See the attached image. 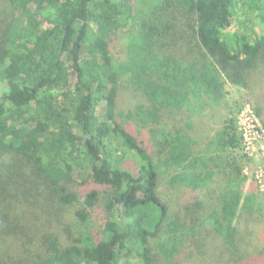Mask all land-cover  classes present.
Instances as JSON below:
<instances>
[{
  "label": "trees",
  "instance_id": "16d2710c",
  "mask_svg": "<svg viewBox=\"0 0 264 264\" xmlns=\"http://www.w3.org/2000/svg\"><path fill=\"white\" fill-rule=\"evenodd\" d=\"M226 82L264 127V0H0V264H264Z\"/></svg>",
  "mask_w": 264,
  "mask_h": 264
},
{
  "label": "rangeland",
  "instance_id": "374dc122",
  "mask_svg": "<svg viewBox=\"0 0 264 264\" xmlns=\"http://www.w3.org/2000/svg\"><path fill=\"white\" fill-rule=\"evenodd\" d=\"M125 42L126 37L122 32L119 38L115 41V50L119 58H125ZM225 90L226 97L221 105H228V108L232 109V111L235 112V117L237 119L238 128L241 134L243 135V133L247 131V128L248 130H250V133L256 134L258 136L256 140H253L250 144L246 145V149L244 146V150L235 151L233 153V155H236L238 160L241 161V164L243 165V174L247 177V182L244 186V190L248 192L251 186H254L264 194V132L260 130L259 127H256L257 125L254 121L252 112V110H254L253 98L250 97L248 91L245 88L231 84L230 82H226ZM226 107H220V109L226 110ZM213 108V106L205 104L200 113H196L194 117L197 118L194 119L201 120V122L204 123L208 122L207 117L205 118L203 116L209 115L210 111ZM212 126L215 128H219L220 124L212 123ZM245 126L247 127L245 128ZM215 161L216 160H214V162ZM161 178V186L167 196H170L168 198L170 199L171 204L176 210L180 209L183 205V201L181 198L182 189L174 187L172 188L167 183V175H163ZM218 178L221 179L220 176ZM219 187L220 184L216 186L217 191H219ZM80 194L84 199V193L82 190L80 191ZM75 209L77 208L75 207ZM72 212H75V210L73 209ZM108 220L109 214L105 209L103 202H100L94 209L90 211V218L88 219V223L84 225L86 235H90L95 238L100 237L106 227V223Z\"/></svg>",
  "mask_w": 264,
  "mask_h": 264
},
{
  "label": "built area",
  "instance_id": "2783aa9c",
  "mask_svg": "<svg viewBox=\"0 0 264 264\" xmlns=\"http://www.w3.org/2000/svg\"><path fill=\"white\" fill-rule=\"evenodd\" d=\"M253 112V117H254V121L256 123V127H259L260 130H262L264 132V127L262 126L261 122H260V119L258 118V116L256 115V112L255 110H252ZM254 125V124H253ZM247 126H245L246 128ZM247 131H245V133H243V138H244V146H245V149H246V145L247 144H250L253 140H256L257 139V135L256 134H252L250 133V130H248L246 128Z\"/></svg>",
  "mask_w": 264,
  "mask_h": 264
}]
</instances>
